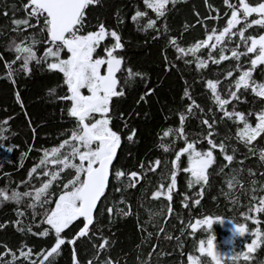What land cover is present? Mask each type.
Instances as JSON below:
<instances>
[{
    "label": "snow or ice",
    "instance_id": "1",
    "mask_svg": "<svg viewBox=\"0 0 264 264\" xmlns=\"http://www.w3.org/2000/svg\"><path fill=\"white\" fill-rule=\"evenodd\" d=\"M98 2L99 0H26L22 4L25 12L24 17L11 20V24L14 26L13 30L17 33L26 28H38V31L30 32L18 41L9 42V47L15 52V59L5 61L7 78L15 83L13 76L19 70L28 75L31 71V62H34L35 65L44 63L50 71L58 70L59 73H62V84L66 86V95L56 98L69 102L67 112L76 122L66 139L60 140L56 146L41 149L43 155L39 158V164H33L28 170L25 181L21 182L30 183L33 175L36 178L47 177L38 187L33 185L23 192L15 188L10 192L5 188H0V202L14 201L18 205L14 210L17 219L11 222L17 226V231L33 233L31 224L26 229L19 226L23 224L27 215L26 211L19 207L22 200L26 198V208L31 209L33 223L37 227H42L41 231L33 234L40 237L54 234V242L51 247L40 248L34 253L32 249L19 251V257L25 260H29L32 255L37 258L30 261V264H53L61 246L66 241L68 244H72L77 237L88 236L91 232L89 226L97 225L105 211L108 213L109 220L112 219L114 208L122 215L130 214L131 206L127 205L123 195L119 201H113L112 205L107 204V187L112 182L121 185L115 191L124 192L129 188H135L141 179L146 178L147 173L157 174L155 183L149 179L142 188V192H146L148 186L151 185L153 187L150 192L151 198L167 200V213L163 217L167 221L173 212L172 193L177 185L179 171L186 174L188 189L196 186L202 190L207 187L209 182V166L213 165L216 159L214 150L225 162L217 169L218 171L222 172L224 166L230 167L227 162L236 159L237 148L235 145L225 143V140L231 139V137L221 138L217 131V113L220 114L219 122L227 119L236 125L235 139L243 143L250 153L258 154L260 163L264 164V146L256 149L253 145V141L257 137L264 140V135H262L264 134V104L258 109H249L248 112L236 110L237 103L243 99V95H246L248 90L254 94V97L264 98V79L257 80L253 76L254 70L260 66L261 76L264 77V31H259L258 34H246V30L252 29L253 26L264 28V0H255V2L222 0L227 17L225 24L222 27L213 24L210 30L204 24L203 38L188 43L186 46L179 42L177 36L169 35L166 23L157 25V20L164 17L168 11L166 5L169 3L175 5L177 0H143L145 9H151L156 14L155 19L149 17L146 10L141 11L137 8L133 12L130 19L138 25L140 31H154L153 39L162 35L167 36L164 48L161 49L162 52L170 46L174 49L178 60L183 61L187 66L194 64L198 79L202 81L205 89L210 90L211 103L205 112L204 108L193 98L190 89L185 86L181 101L187 98L188 102L175 112L178 125L168 126L158 133L160 142L157 147L165 153L163 159L156 157L147 163L141 160L136 166L137 170L131 171L116 167L115 157L122 139L132 141L136 129L132 128L128 131L126 137H122L120 128L114 130L111 125L113 120L111 105L115 99L124 95L126 84L130 83L133 78L143 77L145 74L134 71L131 67H123L125 63L123 57L116 53V50L124 47L118 31L107 28L103 22L98 23L94 31H84L85 10L89 5H95ZM205 4L213 9L212 5H208L207 0H205ZM10 7L15 10V5ZM213 10L219 13L218 9ZM0 14L7 15V12ZM252 14H255V18H252ZM210 18L216 20L219 16L204 17L200 23L203 24ZM33 20L35 23H31ZM142 20L143 23L140 26ZM117 22L122 23L119 15ZM21 25L23 28L20 27ZM106 38H110L113 42L103 46L102 42L107 44ZM41 45L43 51L38 53V48ZM99 47H103V54H97ZM205 49L208 53L206 58L204 55L198 54ZM214 49L218 52V56L213 54ZM229 58L235 61V65L229 64L227 70L214 73L219 79H203L201 72L209 66L210 61L213 65L219 66L222 61ZM242 58L243 63H241ZM2 59L3 57H0V60ZM164 59L166 68L176 67L175 64L169 62L166 54ZM16 60L22 61L18 69L13 68ZM181 78L183 79V77ZM221 84L225 86L223 94L218 87ZM48 91L54 94L55 88ZM150 92L152 89L148 88L147 92L141 93L140 100H144ZM230 102L231 110L227 107ZM253 103H255V99ZM213 107L215 111H213ZM253 115L255 117L254 125L250 122ZM193 117L198 118L204 131L192 134L198 138L189 139L190 134L185 131V128L187 122ZM120 119L125 121L122 127L127 128L126 118L122 114ZM0 131L3 130L0 129ZM177 141H183V145L174 151V156L169 160L167 154L176 148ZM201 141H206L207 147H198ZM11 150L12 148L9 147V151ZM182 157H186V164L181 169ZM49 166L52 168L51 171H49ZM38 168H43V171H38ZM65 169L71 170L73 174L70 179L64 182L58 195L53 197L49 194L50 185L60 177ZM161 169L163 171H160ZM239 171L240 169H231L232 175L227 180L230 192L227 195H232L236 191V184L242 185L243 182L238 179ZM248 172L251 175L252 169L249 168ZM250 183L255 184L256 181L253 180ZM260 190L264 191V184L260 185ZM181 195L180 203L187 208L189 197L182 193ZM192 195L200 197L202 193L195 191ZM251 199L256 201L257 197L252 196ZM53 200L54 202H52ZM122 202L127 206V211L117 207ZM232 202L237 203L234 195H232ZM199 203V199H191V204L198 205ZM37 208L40 209L39 212H37ZM250 211L253 215L241 212L240 216L255 222L254 214L264 213V195L258 197V205L254 204ZM37 215L40 217L38 221L35 219ZM151 215H160V213H151L150 218ZM77 218H82L83 226L68 239L64 230L77 221ZM223 219L225 218L219 215H204L196 218L190 225L182 227L180 232L183 233L188 227L190 236L202 228L210 233L213 223L222 222ZM231 222L234 234L248 236L245 223ZM8 223L7 220L0 223V229H3ZM163 228L162 224L161 229L163 230ZM142 230L147 232L146 226ZM251 234V242L242 243V247L247 251L237 252L235 256L232 254L233 249L227 253L218 251L214 243V236L208 234L206 242L203 239L198 242L197 251L200 255L188 254L186 264H232L239 257H244L247 260L248 252L257 247V237L264 240V234L257 227L251 229ZM151 235L152 233L147 232L149 238ZM156 235L159 237L160 233L157 232ZM165 238L169 237L166 235ZM99 239V245L93 244L94 251L88 264H113V261L107 256L103 260L99 259L101 250L107 251L110 247V244L106 243L107 237L101 235ZM3 247L4 251H0V258H4L6 253H10L12 261L0 259V264H13L17 260L16 254L7 245H3ZM152 247L155 248L156 245L154 244ZM150 255L151 253H149ZM71 264H81L75 248L72 250ZM145 264L148 262L146 261Z\"/></svg>",
    "mask_w": 264,
    "mask_h": 264
},
{
    "label": "trees",
    "instance_id": "2",
    "mask_svg": "<svg viewBox=\"0 0 264 264\" xmlns=\"http://www.w3.org/2000/svg\"><path fill=\"white\" fill-rule=\"evenodd\" d=\"M24 2L26 0H0V13L7 12V15L0 14V57H3L0 60V129L3 130L0 131V188H5L9 192L14 188L23 192L33 185L38 187L42 180L47 178L44 176L36 178L33 175L30 183H21L25 181L28 170L33 164H39V158L43 155L41 149L58 145L60 140L66 139L70 135V130L76 123L75 119L70 117L67 112L69 102L56 98L66 95V86L62 84V73H59L58 70L50 71L44 63L35 65L34 62H31V71L28 75L19 70L13 76L15 83L7 78L5 61L15 59V52L9 47V42L18 41L30 32L38 31V28H26L20 33L13 30L14 26L11 24V20L13 18L22 19L25 15L22 8ZM250 2H255V0H250ZM207 3L212 5L213 9H218L219 13L210 9L205 4V0H177L175 5L171 3L166 5L168 11L164 17L157 20V25L166 23L169 35L177 36L182 45L193 43L195 40L203 38L204 24L210 30L213 24L222 27L226 22L225 6L222 0H207ZM11 5H15V10L10 7ZM137 8L141 11L146 10L143 0H99L97 4L89 5L86 8L84 18V31L96 30V26L100 22H103L107 28L118 31L124 47L116 50V53L123 57L125 62L123 67H131L134 71L145 74L143 77L133 78L130 83L126 84L124 95L115 99L111 105L113 115L111 125L114 130L120 128L122 137H126L128 131L132 128L136 129L132 141L122 139L115 157V166L129 171L137 170L136 166L141 160L147 163L156 157L163 159L165 153L157 147L160 142L158 133L168 126L178 125L175 112L188 102L187 98L181 101L185 86L190 89L193 98L204 108L205 112L211 103L210 90L205 89L202 81L198 79L194 64L187 66L183 61L178 60L174 49L170 46L164 49V52L161 51L167 36L162 35L153 39L154 31L142 32L138 25L130 19ZM146 11L149 17L156 18V14L151 9ZM118 15L122 19V23L117 22ZM210 16H219V18L216 20L210 18L203 24L200 23L204 17ZM252 18H255V14H252ZM31 23H35V21H31ZM142 23L143 20L140 26ZM20 27L23 28V25ZM263 30L264 28L260 26H253L252 29L246 30V34H258ZM106 39L107 44L102 42L103 46L113 42L110 38ZM42 51L43 46L41 45L38 48V53ZM97 54H103V47L98 48ZM165 54L168 56L169 62L175 64L176 67H165ZM198 54L204 55L205 58L208 55L206 49L201 50ZM213 54L218 56L215 49ZM20 63L22 61L16 60L13 68L18 69ZM241 63H243V58ZM229 64L234 66L235 61L229 58L222 61L219 66L213 65L210 61L209 66L202 70L201 75L204 80L219 79L214 73L227 70ZM253 76L257 80L264 79L261 76L260 66L254 70ZM218 87L223 94L225 86L221 84ZM51 88H55L54 94L49 93L48 90ZM148 88H151L152 92L148 93L144 100H140L141 93L147 92ZM254 99L255 103H253ZM262 104H264V98L254 97V94L248 90V93L243 95V99L237 103L236 110L248 112L249 109H258ZM227 107L231 110V102ZM213 111H215L214 107ZM121 114L126 118L127 128L122 127L125 121L120 119ZM219 119L220 114L217 113V131L221 138L231 137V139L225 140V143L235 145L237 148L236 159L227 162L230 167L224 166L222 172L218 171L217 169L225 162L214 150L216 159L213 165L209 166L210 176L206 188L201 190L194 186L192 189H188L187 176L179 171L177 185L172 193L173 212L165 221L163 217L167 213V200L151 198L150 192L153 190L151 185L148 186L146 192H142V188L149 179L155 183L157 174L147 173L146 178L141 179L135 188H129L124 192L115 191L121 185L112 182L107 187V204L112 205L113 201H119L123 195L127 205L131 206L130 214L122 215L114 208L112 219L109 220L108 213L105 211L97 225L89 226L91 232L88 236L77 237L72 244H68L66 241L61 246L53 264H71L73 248H75L81 264H88L94 251L93 244L99 245L101 235L107 237L106 243L110 244L107 251L101 250L99 257L101 260L107 256L113 261V264H145L146 261L148 264H186L188 254L200 255L197 251L198 242L201 239L206 242L208 234L213 235L214 243L220 245L223 236V230L219 226L220 222L213 223L210 233L202 228L190 236L188 227L183 233L180 232L182 227L190 225L193 220L204 215H219L231 224V221L245 223L248 236L236 234L228 245V251L233 249L234 256L237 252H245L246 249L242 247V243L251 242L253 227L259 228L264 234V213H255V222L240 216L241 212L253 215L250 211L251 207L254 204L258 205V197L264 195V191L260 190V185L264 184V164L260 163L258 154L250 153L243 143L235 139L236 125L227 119L219 122ZM250 122L254 125V115ZM185 131L190 134L189 139H196L198 137L192 134L202 133L204 129L200 126L198 118L193 117L187 122ZM182 145L183 141H177L176 148L167 154L169 160L174 156V151ZM253 145L258 149L264 146V140L257 137L253 141ZM9 147L12 148L11 151H9ZM198 147H207L206 141H201ZM185 164L186 157H182L181 169ZM249 168L252 169L251 175L248 172ZM231 169H240L238 179L243 182L242 185H235L236 191L232 194L236 197L237 203L232 202V195H227L230 192L227 180L232 175ZM37 170L42 172L43 168ZM51 170L52 168L49 166V171ZM72 174L71 170L65 169L60 177L50 185L49 194L53 197L58 195L64 182L70 179ZM253 180L256 181L255 184L250 183ZM195 191H200L202 195L193 197L192 194ZM181 193L189 197L187 208L180 203ZM252 196H256L257 200L253 201ZM193 198L199 199L200 203L198 205L191 204ZM26 204L27 199L25 198L19 205L27 213L23 224L19 226L26 229L31 224L33 233L41 231L42 227H37L33 223L31 209H27ZM17 207L18 205L14 201L0 202V223L5 220L9 221L3 229H0V251H4L3 245H7L17 256V260L13 264H30V261L37 258L32 255L29 260H25L19 257V251L32 249L34 253L40 248L51 247L54 242V234L40 237L27 231H17V226L11 223L17 219L14 211ZM117 207L127 211V206L123 202ZM162 209L163 211H161ZM39 211L40 209L37 208V212ZM151 213H160V215H151L150 218ZM35 219L38 221L39 215ZM162 224L164 225L163 230L161 229ZM82 226V218H77V221L64 230V234L70 239ZM145 226L147 232L152 233L150 238L147 236V232L142 230ZM157 232L160 233L159 237L156 235ZM166 235L169 238H165ZM257 240V247L248 252L247 260L244 257H239L232 264H264V240H261L260 237H257ZM154 244L155 248L152 247ZM149 253H151L150 256ZM0 259L12 261V255L6 253V256ZM205 259L208 258L205 257Z\"/></svg>",
    "mask_w": 264,
    "mask_h": 264
},
{
    "label": "rangeland",
    "instance_id": "3",
    "mask_svg": "<svg viewBox=\"0 0 264 264\" xmlns=\"http://www.w3.org/2000/svg\"><path fill=\"white\" fill-rule=\"evenodd\" d=\"M219 226L223 230V236L221 238L220 245H217L216 243H215V245H216L218 251H220L221 253H227L228 252V245L230 244L232 238L236 234L233 233V230H232L233 229V225L231 223H229V222H226L225 220L220 222Z\"/></svg>",
    "mask_w": 264,
    "mask_h": 264
},
{
    "label": "water",
    "instance_id": "4",
    "mask_svg": "<svg viewBox=\"0 0 264 264\" xmlns=\"http://www.w3.org/2000/svg\"><path fill=\"white\" fill-rule=\"evenodd\" d=\"M91 226V225H90Z\"/></svg>",
    "mask_w": 264,
    "mask_h": 264
}]
</instances>
